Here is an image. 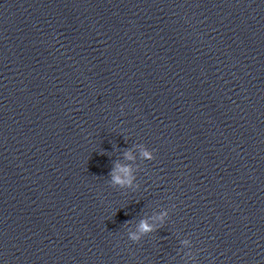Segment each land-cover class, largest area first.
<instances>
[{
    "label": "clouds",
    "instance_id": "obj_1",
    "mask_svg": "<svg viewBox=\"0 0 264 264\" xmlns=\"http://www.w3.org/2000/svg\"><path fill=\"white\" fill-rule=\"evenodd\" d=\"M141 147V158L145 161H152L155 159L154 151L147 148L146 145H140ZM124 156L128 160H133L134 157L131 153V150H125ZM109 183L112 187L119 186L120 188L131 187L133 181L136 179L134 176L132 169L128 165H121L117 161H113V166L111 171L109 172ZM162 219V217H161ZM125 223H128L125 222ZM153 225L149 224L147 220L141 219L138 225L137 233H129L128 239L133 243H139L141 239L140 234H146L152 231H155Z\"/></svg>",
    "mask_w": 264,
    "mask_h": 264
}]
</instances>
